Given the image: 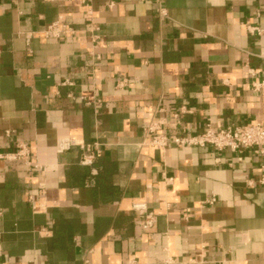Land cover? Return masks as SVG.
Listing matches in <instances>:
<instances>
[{
    "label": "crops",
    "instance_id": "obj_1",
    "mask_svg": "<svg viewBox=\"0 0 264 264\" xmlns=\"http://www.w3.org/2000/svg\"><path fill=\"white\" fill-rule=\"evenodd\" d=\"M162 6L0 0V156L32 160L0 157V264H264L262 158L145 135L264 125V0ZM57 21L77 34L44 37Z\"/></svg>",
    "mask_w": 264,
    "mask_h": 264
},
{
    "label": "built area",
    "instance_id": "obj_2",
    "mask_svg": "<svg viewBox=\"0 0 264 264\" xmlns=\"http://www.w3.org/2000/svg\"><path fill=\"white\" fill-rule=\"evenodd\" d=\"M159 4V12L161 17L167 16L166 9L162 6L163 0H156ZM98 30L96 26H91L90 32L93 34V39L96 41L98 36L95 32ZM248 31L251 35L261 36L264 34V26H248ZM41 34L46 38H61L64 35H76L77 31L68 27L61 21L54 22L44 29ZM100 59V56L97 55ZM63 85H72L71 82H65ZM263 84L257 85V88ZM73 97V95H70ZM100 99L93 102H87L88 105H93L95 108L101 104ZM163 111V110H160ZM179 115L176 114V117ZM147 143L158 147L162 150H167L171 146L183 148L187 146L206 147L211 146L217 150H231L232 152H242L245 149H252L263 160V165L260 167L259 182L264 184V125L261 123H251L242 126H230L226 128L215 129L211 124H208L206 129L196 135L169 136L162 130L161 124L152 118L150 123L145 128ZM87 151V155L83 158V165H91L93 160L102 154L101 145L99 143L87 144L83 147ZM1 159L7 161L23 162L27 166L32 165L31 150L25 144L18 146L17 150L11 153L1 154ZM35 167H37L35 165ZM212 203L215 202L213 199ZM134 209L145 215V219L141 221V226L144 230H150L155 224V216L149 213L145 204H136Z\"/></svg>",
    "mask_w": 264,
    "mask_h": 264
}]
</instances>
